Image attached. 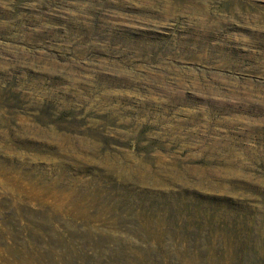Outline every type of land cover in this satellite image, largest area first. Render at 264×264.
<instances>
[{
    "label": "rangeland",
    "instance_id": "1",
    "mask_svg": "<svg viewBox=\"0 0 264 264\" xmlns=\"http://www.w3.org/2000/svg\"><path fill=\"white\" fill-rule=\"evenodd\" d=\"M0 264H264V0H0Z\"/></svg>",
    "mask_w": 264,
    "mask_h": 264
}]
</instances>
